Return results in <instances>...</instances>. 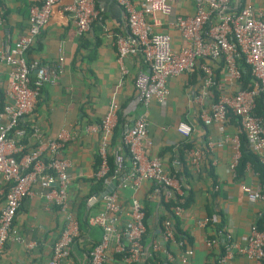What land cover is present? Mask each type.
I'll use <instances>...</instances> for the list:
<instances>
[{"label": "built area", "instance_id": "2783aa9c", "mask_svg": "<svg viewBox=\"0 0 264 264\" xmlns=\"http://www.w3.org/2000/svg\"><path fill=\"white\" fill-rule=\"evenodd\" d=\"M61 1L43 0L31 6L28 29L12 48L8 40L0 41V65L9 72L5 99L3 104L0 102V197L4 198L0 209V255L12 237L13 222L22 202L38 194L57 208L64 221L62 231L52 246L48 264H63L80 234L78 220L69 202L71 162L60 156L66 139L63 135L57 139L45 138L35 126L30 128L24 139L11 134L33 112L41 88L45 84H55L64 71L62 56L49 64L26 59V53L47 25L54 7ZM117 3L125 17L127 30L125 35L116 36L114 42L120 72L122 75L128 73L125 64L132 56H140L147 69L138 73L134 81L142 111L134 119L132 127L122 135V144L131 158L129 171H125L124 157L119 149L111 150L115 172L120 174L118 187L130 183L137 188L147 181L157 187L152 195L158 197L162 193L165 202L174 194L183 196L175 174L167 171L160 159H148L143 147L148 138L151 102L165 107L170 94L168 80L195 71L202 74L200 88L194 97L200 108L201 122L205 126L217 124L223 132L231 115L237 119L238 133L227 137L233 149V176L240 158V135L246 137L249 148L259 155L264 166V116L256 113L258 98H261L264 110V5L255 8L250 4L240 5L238 0H200L193 15L180 16L174 14L173 0H117ZM65 11L71 16L78 36L86 34L92 24L101 20L102 10L95 0H73ZM157 15L170 19L169 25L180 34L183 45L179 49L172 47L168 34L156 32ZM240 60L250 68L251 88L239 87L242 76ZM218 65H222L221 80L215 74ZM117 123L118 117L112 110L91 127L102 137L96 177L102 181L104 190L111 183L107 152ZM176 129L184 137L192 132V127L184 122H179ZM21 135L23 137V133ZM24 140H30L31 147ZM187 160L194 172L201 171L203 153L200 149L188 150ZM36 187L39 188L37 192ZM241 190L250 202L264 204L263 184L243 185ZM96 200L90 197L88 203ZM102 201L103 210L89 220L91 226L100 228L101 239L89 250L88 264H105L114 252L122 255L125 264L142 263L149 256L147 247L142 243L146 234L144 206L136 199L131 201V222L124 232H120L115 226L116 215L121 211L118 191L114 189ZM185 211L176 207L174 214L183 217ZM216 221L215 216H207L199 225L207 228L209 223ZM159 232L160 237L150 242L153 252L160 251L166 242H172L180 251L183 243L174 240L171 220H163L158 227ZM123 235L128 239L129 248L122 243ZM14 240L22 242L19 237ZM206 246L210 249L222 247L218 264H233L235 256L244 257L253 264H262L264 231L258 230L256 225L252 226L245 244L239 245L220 228L214 232L213 238L206 239ZM32 247L33 244H28V248ZM179 257L183 262L182 251ZM175 259L167 253L168 262L173 263Z\"/></svg>", "mask_w": 264, "mask_h": 264}, {"label": "crops", "instance_id": "0c3cea01", "mask_svg": "<svg viewBox=\"0 0 264 264\" xmlns=\"http://www.w3.org/2000/svg\"><path fill=\"white\" fill-rule=\"evenodd\" d=\"M42 1L0 0V41L8 40L12 48L28 29L29 8ZM72 1L62 0L54 7L47 25L26 53L27 61L38 60L48 64L62 56L64 71L55 84H45L41 88L33 112L19 123L11 136L24 139L30 128L35 126L45 138L57 139L63 135L66 139L60 156L71 162L70 206L78 222L87 221L88 224L80 228L79 237L63 264H88L89 250L101 239L100 228L91 226L89 220L104 207L102 200L88 203L90 197L100 195L89 196L95 187V169L100 161L99 153L103 144L101 134L91 127L112 110H115L118 120L123 122V131L132 127L134 119L142 111L134 81L138 73L147 69L140 56H132L125 64L128 73L122 75L120 72L114 42L116 36L125 35L127 30L117 0H95L97 7L102 10L101 20L92 24L82 36L76 34L73 20L65 11ZM199 1L173 0L174 14L193 15ZM241 1L243 5L250 4L255 8L264 5V0ZM156 21V32L168 34L172 39V47L179 49L183 41L178 31L169 25L170 19L157 15ZM215 74L217 79H222L221 65L216 67ZM8 82V69L0 65V92L4 95ZM201 82L200 71L168 80L170 94L166 106L161 107L154 101L150 104L148 138L143 147L147 158L160 159L167 171L177 174L182 164H185L192 173V177H181L183 181L179 182V186L193 191L194 202L182 217L183 230L193 238V247L182 252L183 262L177 254L175 261L178 264L217 262L220 249L206 246V239L214 232L199 225L208 212L213 213L217 221H222L221 228L239 245L245 244L251 227L264 218V204L250 202L241 190L243 185L259 184L258 174L250 166L246 167L243 179L237 180L232 174L233 149L227 137L238 133L237 120L230 119L222 132L217 124L205 126L199 118L200 108L194 97ZM179 122L192 127L188 137L177 132ZM26 142L31 147V141ZM117 148L121 153L124 152L121 134L117 138ZM191 148L200 149L203 153L199 173L194 172L188 164L187 151ZM110 181L118 191L121 208L116 215L115 226L124 232L131 222V201L136 199L144 206L146 200H150L156 205L157 197L149 193L153 184L147 181L137 188L130 183L118 187L119 181L114 177ZM38 190L36 187L35 191ZM3 205L4 198L0 197V209ZM63 225V216L57 208L38 194L24 199L13 222L12 237L0 255V264H48L52 246ZM149 225L155 230L154 235L158 234L153 221ZM15 237H19L22 242L14 240ZM30 243L33 244L32 248H28ZM122 243L129 248L125 235L122 236ZM117 255L111 253L105 264H125ZM233 264L253 262L235 256Z\"/></svg>", "mask_w": 264, "mask_h": 264}, {"label": "trees", "instance_id": "16d2710c", "mask_svg": "<svg viewBox=\"0 0 264 264\" xmlns=\"http://www.w3.org/2000/svg\"><path fill=\"white\" fill-rule=\"evenodd\" d=\"M240 4L243 5V2L240 0ZM240 69L242 72L241 79L239 81V87L241 89H247L252 87V77H251V71L250 68L245 65L243 61L240 60ZM222 68V65H221ZM218 75V72H217ZM250 85V87H249ZM5 99V95L0 92V102L3 104ZM215 99H217V94L215 95ZM256 113L260 116H264V110L263 106L261 104V98L257 99V109ZM231 121H236L237 119L231 115L230 117ZM237 123V122H236ZM123 122L121 120H118L117 126L113 132V135L109 142V149L107 152V162L109 166L108 171V178L114 177L115 179H119L120 174H117L115 172V167L113 164V156L111 154V150L113 148H117V138L121 134V140L123 135ZM240 158L238 160V164L235 168V176L237 180L244 178V172L247 166H250L254 172H256L259 176V181L261 184L264 185V166L260 162L259 155L254 153L248 146V142L246 140V137L244 135H240ZM123 157H124V167L125 171H129L131 168V158L128 149L123 146ZM100 161L98 162V165L95 169V176L96 172L99 168ZM173 173V172H171ZM175 174V173H173ZM175 176L179 179V182L181 181V177L183 179H186L187 177H192V173L189 172V169L185 164H182V168L179 171V173L175 174ZM182 179V181H183ZM181 181V182H182ZM157 189L156 185H152V187L149 190V193H153ZM183 189V196H179L177 194H174V196L169 199L168 201H164V197L162 193H160L157 197L156 205H154L153 202L150 200H146V203L144 205L145 210V218H144V224L146 227V234L142 237V243L147 247L149 256L144 260L142 263L139 264H178L176 261L173 263H170L167 261V253H171L175 258L179 252H183L188 247H193V238L185 231L182 227V217H178L174 214V209L176 207H181L184 210H188L193 202V191L192 190H186L185 187L182 186ZM104 190V186L102 184V181L99 180L97 177H95V187L93 188V193H90L89 196H92V194H101ZM88 196V197H89ZM156 211V212H155ZM209 217H213V213L208 212ZM169 219L172 221V227L174 232V240L176 242H182L183 245L180 248V251H178L172 242H166L162 249L158 252H153L152 246L150 244V239L157 237L158 234L154 235V229L150 228L149 223L153 221L155 224V229L161 226V223L163 220ZM157 222V224H156ZM79 223V222H78ZM87 221H84L83 223H79V229L83 228L87 225ZM222 221L218 220L214 223H209L208 227L213 232H216V230H219L222 226ZM257 229L260 231H264V218L261 219L259 222H257ZM160 236V235H159ZM214 233L209 236V238H213ZM95 246V245H94ZM93 246V247H94ZM220 249V254L218 258L223 253L222 247ZM119 259L122 260V255H117ZM215 264H218V260ZM264 264V260L262 262Z\"/></svg>", "mask_w": 264, "mask_h": 264}, {"label": "water", "instance_id": "95a60500", "mask_svg": "<svg viewBox=\"0 0 264 264\" xmlns=\"http://www.w3.org/2000/svg\"><path fill=\"white\" fill-rule=\"evenodd\" d=\"M114 189L115 186L112 183H110L109 186H107V188L100 195L95 196V198L98 200H102L105 195L112 192Z\"/></svg>", "mask_w": 264, "mask_h": 264}]
</instances>
